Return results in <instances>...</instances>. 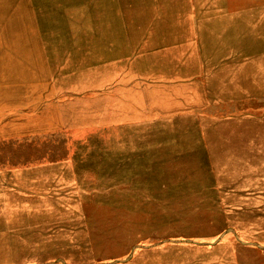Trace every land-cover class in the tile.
Returning a JSON list of instances; mask_svg holds the SVG:
<instances>
[{"label": "rangeland", "instance_id": "rangeland-1", "mask_svg": "<svg viewBox=\"0 0 264 264\" xmlns=\"http://www.w3.org/2000/svg\"><path fill=\"white\" fill-rule=\"evenodd\" d=\"M0 264H264V0H0Z\"/></svg>", "mask_w": 264, "mask_h": 264}, {"label": "crops", "instance_id": "crops-1", "mask_svg": "<svg viewBox=\"0 0 264 264\" xmlns=\"http://www.w3.org/2000/svg\"><path fill=\"white\" fill-rule=\"evenodd\" d=\"M9 222L10 223L8 224V230L7 231L10 232L9 234H11V233L13 234L12 235L13 236L12 241L16 242L17 241V236H16L17 228L14 225L13 221L10 220ZM22 242H23V245L27 248V246H28L27 239L23 238ZM24 259H25L24 262H29V260H31V258H29V257H25Z\"/></svg>", "mask_w": 264, "mask_h": 264}, {"label": "bare ground", "instance_id": "bare-ground-1", "mask_svg": "<svg viewBox=\"0 0 264 264\" xmlns=\"http://www.w3.org/2000/svg\"><path fill=\"white\" fill-rule=\"evenodd\" d=\"M170 1V0H169ZM166 2H168V1H166ZM174 5V4H173ZM172 9V8H171ZM170 10V9H169ZM173 12V11H172ZM97 19V18H96ZM112 26H114V25H112ZM114 28V27H113ZM128 28H130V27H128ZM110 29H112V28H110ZM127 29V28H126ZM149 29V28H148ZM148 31V30H147ZM129 32H130V30H129ZM148 34V33H147ZM146 44H147V42H146Z\"/></svg>", "mask_w": 264, "mask_h": 264}]
</instances>
